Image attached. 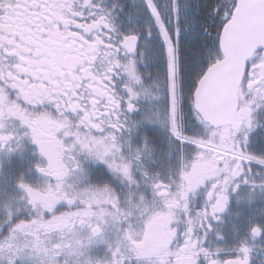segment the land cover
<instances>
[{
  "label": "snow or ice",
  "instance_id": "snow-or-ice-1",
  "mask_svg": "<svg viewBox=\"0 0 264 264\" xmlns=\"http://www.w3.org/2000/svg\"><path fill=\"white\" fill-rule=\"evenodd\" d=\"M0 264H264V0H0Z\"/></svg>",
  "mask_w": 264,
  "mask_h": 264
}]
</instances>
